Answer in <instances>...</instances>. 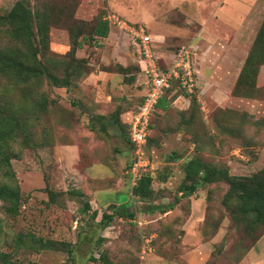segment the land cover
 <instances>
[{"label": "rangeland", "instance_id": "obj_1", "mask_svg": "<svg viewBox=\"0 0 264 264\" xmlns=\"http://www.w3.org/2000/svg\"><path fill=\"white\" fill-rule=\"evenodd\" d=\"M15 1L0 0V14H5ZM263 1L258 0L259 4ZM27 2L31 11L47 9L49 52L61 56L63 61L57 64L60 70L68 69L71 82L67 88H58L44 78L19 83L0 74V105L20 120V129L11 142L16 157L10 160L20 193L19 209L16 215L9 216L0 201V252L19 264H97V259L100 264H139L144 262L140 249L147 239L155 253L177 255L184 234L182 224L190 206L189 198L176 196L179 181L167 186L152 182L156 196L138 200L131 196L126 180L130 158L127 133L125 126L116 128L113 119L116 112L121 122L128 119L144 93L143 77L134 63L127 36L107 23L105 37H86L80 47L66 55L70 44L66 25L70 35L79 40V33L88 34L97 17L102 19L107 13L126 24L141 23L151 35L155 54L163 65L180 44L191 42L197 50L183 13L162 0ZM8 28L0 25V51L14 54L21 50L25 62H30V50L15 43ZM260 91L259 96L264 99V88ZM178 94L188 96L175 85L165 90L162 97L169 100V107L165 111L155 108L150 115L145 147L150 166L145 173L154 171L152 178L157 179L164 173L162 166L183 164L195 153L233 175H249L262 167L264 151L257 146L264 139L245 131L240 132L241 136L224 133L218 126H222L226 116L213 103L207 105L209 128L203 130L200 124L192 126V122L178 123L189 113L188 107L178 110L171 103ZM244 107L253 110V105ZM255 108L256 114H264L263 103ZM229 118L234 121L235 116ZM191 132L199 134L194 137ZM199 138L205 139L204 146L197 142ZM98 164L111 167L113 176L98 170ZM168 173L173 176L171 171ZM115 176L119 178L117 184ZM46 188L57 193L53 203L47 201ZM206 188V221L199 226L200 234L208 238L215 232L222 233L214 252L223 251L221 255L234 257L235 247L245 250L251 243L242 231L246 218L221 203L226 184L219 182ZM114 192L118 193L117 198L113 197ZM120 200L137 215L133 219L144 224L138 227L129 218L113 214L103 226L101 213H113L112 206L122 203ZM84 203L88 208L81 211ZM170 225L172 231H166ZM35 237L60 241L70 252L62 246L34 247ZM166 240L169 244L162 245ZM173 243L174 248L170 246Z\"/></svg>", "mask_w": 264, "mask_h": 264}, {"label": "trees", "instance_id": "obj_2", "mask_svg": "<svg viewBox=\"0 0 264 264\" xmlns=\"http://www.w3.org/2000/svg\"><path fill=\"white\" fill-rule=\"evenodd\" d=\"M27 3V0H16L5 14H0V25H7L9 27L7 29L8 33L15 43L19 42L22 49L27 51L30 50V62H25V59L21 55V50H18V52L14 54L0 51V74L7 75L9 78L19 83H24L29 79L38 80L44 78L49 85L53 87L67 88L71 82V74L67 71V68L63 70L59 69L57 62L62 60L61 56L53 55L49 52L48 28L50 23L47 19V9L46 11H41L36 8L34 11H31ZM66 29L70 40L69 50L66 55L80 47L81 40H85L86 37L96 36L98 38H103L108 32L107 23L98 17L88 34L79 33V40H75L73 36L70 35L68 25H66ZM261 63H264V16L252 42V46L245 58L243 67L240 70L236 84L232 89V94H246V92L250 90L249 84L253 83L257 67ZM137 70L139 69L137 68ZM173 85L176 86V83L173 82L171 86ZM171 86L169 88H171ZM261 91L260 89L257 90L258 93ZM188 95L190 98L188 110L191 111V109L197 108L198 104L195 101L193 92ZM161 98L162 97L158 99L156 107L165 109L164 106L166 105L161 102ZM164 100L163 98V101ZM218 111L226 116L222 126H218L224 133L228 132L229 134L240 135V132L244 131V128L249 125V116L247 117L246 112H242L238 115V113L230 109L222 110L219 108ZM230 115L235 116L234 121L229 118ZM113 120L115 125L119 127L125 126L127 133V124L125 123L123 125L120 122L118 112L115 113ZM213 120L217 122L216 118ZM258 121H263L264 123V120ZM184 122L190 123L188 118H186ZM19 126L20 120L18 115H15L14 112H9V109H5V107L0 105V201L4 205V213L9 216L16 215L19 209V188L14 179V173L10 165L11 158L16 157L11 142L14 141L15 135L20 129ZM245 132L250 133L249 128L246 129ZM191 133L194 137H197L199 134V132ZM198 141L201 146H204V138H199L197 142ZM196 151L197 149H195V152ZM181 169L182 177L175 191H180L183 197L188 196L201 185L217 184L219 182L226 184L227 188L221 198V203L230 211H234L235 209L240 216L246 218L242 231L244 235L251 238L250 245L258 239L264 231V164L259 170L252 174L233 175L229 174L226 168L212 165L204 161L199 154L195 153L182 164ZM152 182H156L155 177L152 178V176L147 173L142 174L137 183L129 188L131 195L139 200L154 198L156 193L152 187ZM45 191L47 201L53 203L57 193L48 188H46ZM74 192L79 191H73V193ZM87 208V203H84L81 211H85ZM113 214L118 217L127 218L134 216L132 211L114 210L111 214L101 213L100 223L103 226L107 225ZM247 216L250 217L247 218ZM204 218L203 221H206L205 216ZM35 241L36 245L34 247L38 246L41 249H59L61 246L64 248L66 247L63 243H60V241L44 239L42 237H35ZM66 251L69 253L70 249L67 248ZM99 257L100 255H98V258ZM103 258L104 257H102V259ZM0 264L19 263L9 259V255L0 252ZM24 264L37 263L27 262Z\"/></svg>", "mask_w": 264, "mask_h": 264}, {"label": "crops", "instance_id": "obj_3", "mask_svg": "<svg viewBox=\"0 0 264 264\" xmlns=\"http://www.w3.org/2000/svg\"><path fill=\"white\" fill-rule=\"evenodd\" d=\"M162 1H167L171 8H177L183 13L187 30L192 34V38L197 44L195 58L197 76L193 95L198 106L191 109L186 118L189 119L190 123L192 122V126L201 125L204 130L209 128V109L207 107L209 103H213L218 108H226L238 112V115L246 112L247 117L249 116V125L244 128V131L249 128L250 136L254 137V135H257L263 140L264 123L258 120H264V114H256L255 107L258 104H264V99L257 92L258 89L264 88V63L258 65L255 79L252 84H249L250 90L246 94H232V89L236 84L245 58L262 22L264 1L260 4L258 0ZM190 25L196 28L191 30L189 28ZM174 30L181 32V29L174 28ZM163 98H161V102L166 105L164 106L165 109H161L155 105L157 110L165 111L169 107V100L165 99L163 101ZM189 102V95L184 94H178L171 101L178 110H185L189 106ZM248 105H253L252 111L244 107ZM243 108L246 111L242 110ZM127 120L125 119L120 122L125 124ZM182 120L179 119L178 123L184 122ZM114 126L119 128L118 125L114 124ZM259 146L264 151V143L257 147ZM189 158L190 156H188L186 161ZM181 164L179 162L176 165L172 163L170 167L162 166L161 168L164 173L160 175L161 177H157V179L155 177V181L158 184H164V186L174 181H179L182 177ZM98 170H104L107 172V175L112 174L113 176L111 167L106 164H98ZM170 171L173 173V176H169L168 172ZM151 174L154 175V171ZM151 174L150 176H152ZM114 179L115 184H117L119 178L115 176ZM206 186L201 185L188 196H183L190 199V206L186 219L182 224L184 234L182 235V240L178 243L180 252L177 255L172 253L162 255L158 252L155 253L150 248L143 260L144 262L141 263L140 261L139 264H264V231L245 250L235 247L234 257L221 255L223 251L214 252V245L221 242L222 233L215 232L209 238H203L202 234H200L199 226L200 224L202 225L205 214ZM109 190L113 192L112 189ZM156 190L158 192L159 188L157 187ZM113 194H115L113 197L117 198L116 194L118 193L114 192ZM181 195L180 191H176V196ZM132 197L136 198L135 196ZM122 201L120 200V202ZM169 205L168 203L165 206ZM127 206L126 203L122 202L116 207H112L113 211H130ZM167 209L169 210V208ZM134 216L136 217L137 215L135 214ZM134 216L129 218V220L132 221ZM166 231H172L171 225L167 227ZM169 242L166 240L162 245H167ZM170 246L174 248V243ZM97 264H100L98 259ZM125 264H129L128 261Z\"/></svg>", "mask_w": 264, "mask_h": 264}, {"label": "built area", "instance_id": "obj_4", "mask_svg": "<svg viewBox=\"0 0 264 264\" xmlns=\"http://www.w3.org/2000/svg\"><path fill=\"white\" fill-rule=\"evenodd\" d=\"M102 20L115 25L127 36V44L131 49L134 63L143 77L144 93L141 101L126 121L130 158L125 174L128 187L131 188L150 166L145 144L150 115L154 111L158 99L173 82L188 94L194 91L196 71L193 61L197 50L191 42L180 44L169 55V61L161 65L154 51L153 39L145 25L141 23L126 24L112 13L102 16ZM132 222L138 227L143 224L135 218L132 219ZM146 244L147 241L144 240L140 249V258L142 259H145L150 250V246Z\"/></svg>", "mask_w": 264, "mask_h": 264}]
</instances>
